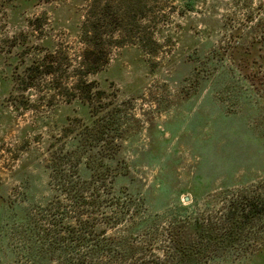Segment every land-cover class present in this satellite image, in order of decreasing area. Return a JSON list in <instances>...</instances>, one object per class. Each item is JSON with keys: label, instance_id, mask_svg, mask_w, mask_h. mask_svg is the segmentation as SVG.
Masks as SVG:
<instances>
[{"label": "rangeland", "instance_id": "374dc122", "mask_svg": "<svg viewBox=\"0 0 264 264\" xmlns=\"http://www.w3.org/2000/svg\"><path fill=\"white\" fill-rule=\"evenodd\" d=\"M2 2L0 264H33L16 208L30 206L23 192L33 203L53 193L49 145L67 144V125L86 117L79 90L89 82L102 103L122 105L120 157L131 180L114 195L131 199L127 223L160 215L156 247L181 207L179 219L220 224L230 202L264 200V0ZM118 16L124 27L111 30ZM254 24L262 28L252 31ZM234 28L241 44L232 52L225 47ZM89 40L98 48L97 71L85 72ZM46 57L56 61V75L43 73ZM107 211L116 212L113 205ZM249 227L233 246L219 241L207 249L201 264H264V221ZM122 233V226L108 231Z\"/></svg>", "mask_w": 264, "mask_h": 264}, {"label": "trees", "instance_id": "16d2710c", "mask_svg": "<svg viewBox=\"0 0 264 264\" xmlns=\"http://www.w3.org/2000/svg\"><path fill=\"white\" fill-rule=\"evenodd\" d=\"M7 1L21 7L50 0ZM122 21L116 17L111 30L123 29ZM90 25L96 30L93 23ZM255 27L259 26L254 24L250 28L254 31ZM239 39L238 29H231L227 33L226 50H237ZM259 40L264 45V29ZM255 41L252 39L250 44ZM86 44L82 62L87 67L84 71L92 72L98 62L95 59L98 48L90 40ZM45 63L48 68L43 73L56 75L52 67L56 61L46 57ZM91 83L86 84L84 91L79 90L80 101L88 107L86 117L79 120L78 128L67 125L64 130V137L73 134L71 140L60 147L55 143L49 145L45 167L53 193L33 203L31 192H23L21 200L30 206L16 208L19 229L27 243L26 253L33 264H201L207 249L219 241L233 246L235 239L239 240L236 235L250 230L249 225L254 221H264V200L257 196H243L230 202L220 224L210 218L209 222H206L208 218L206 221L179 219L178 215L186 210L181 207L179 214L168 216L162 228V246L156 247L160 215L139 216L136 207L133 213L139 217L127 223L126 218H133L129 216L131 199L123 201L114 195L117 186L118 191L125 192L131 180L129 167L120 157L121 139L127 133L122 105L102 103L100 91L91 92ZM112 205L115 215L107 211ZM117 226L123 227L122 235H108ZM191 235L199 240L193 241ZM139 237H143L141 242Z\"/></svg>", "mask_w": 264, "mask_h": 264}]
</instances>
